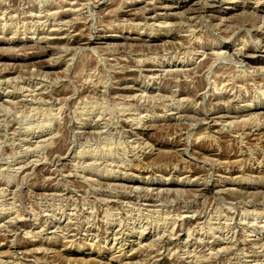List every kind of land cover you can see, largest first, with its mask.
<instances>
[{
    "label": "rangeland",
    "instance_id": "obj_1",
    "mask_svg": "<svg viewBox=\"0 0 264 264\" xmlns=\"http://www.w3.org/2000/svg\"><path fill=\"white\" fill-rule=\"evenodd\" d=\"M0 264H264V0H0Z\"/></svg>",
    "mask_w": 264,
    "mask_h": 264
},
{
    "label": "bare ground",
    "instance_id": "obj_2",
    "mask_svg": "<svg viewBox=\"0 0 264 264\" xmlns=\"http://www.w3.org/2000/svg\"><path fill=\"white\" fill-rule=\"evenodd\" d=\"M74 3V2H73ZM56 38V37H55ZM196 95V94H195ZM130 114V113H129ZM257 120V119H256ZM206 188V187H205ZM161 236V235H160ZM188 236V235H187ZM263 249V248H262ZM152 260V259H151ZM199 260V259H198ZM202 263V262H201Z\"/></svg>",
    "mask_w": 264,
    "mask_h": 264
}]
</instances>
